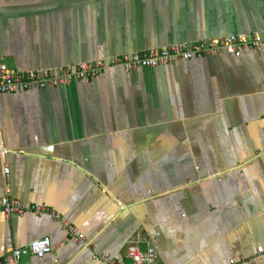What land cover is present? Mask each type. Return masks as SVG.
I'll return each instance as SVG.
<instances>
[{"label": "crops", "instance_id": "0c3cea01", "mask_svg": "<svg viewBox=\"0 0 264 264\" xmlns=\"http://www.w3.org/2000/svg\"><path fill=\"white\" fill-rule=\"evenodd\" d=\"M261 31L264 0H0L20 72ZM0 143L26 209L0 216V264L42 237L52 264H129L137 233L156 264H264V45L0 95Z\"/></svg>", "mask_w": 264, "mask_h": 264}, {"label": "built area", "instance_id": "2783aa9c", "mask_svg": "<svg viewBox=\"0 0 264 264\" xmlns=\"http://www.w3.org/2000/svg\"><path fill=\"white\" fill-rule=\"evenodd\" d=\"M264 45V31L254 34H236L197 42H182L170 46L153 48L150 50L113 56L96 61H85L74 66L62 68H47L36 71H16L11 69L0 58V95L17 93L19 90L44 89L50 86L68 85L78 79L84 82L101 74L107 67L121 68L130 72L137 68H156L169 66L179 61H189L207 55H218L226 52L239 56L246 49H257ZM0 152L5 154V149L0 143ZM9 173V168H5ZM35 213L41 214L43 207L32 205ZM22 200L11 196L0 198V216L10 218L13 215L22 216L25 213ZM69 240L78 245H83L86 240L72 225L65 224ZM88 244V243H86ZM54 249L49 237L32 240L23 248L12 249L7 256V264H21L24 255L35 257L39 262L26 264H52L44 261V257L51 254ZM263 248H258L257 253H263ZM98 256H96L97 258ZM126 257L129 264H156L158 255L142 233H137L129 240ZM107 264H122L110 255L103 256ZM227 264H240L234 260Z\"/></svg>", "mask_w": 264, "mask_h": 264}]
</instances>
